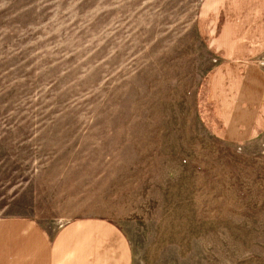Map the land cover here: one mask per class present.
Listing matches in <instances>:
<instances>
[{
    "label": "rangeland",
    "instance_id": "1",
    "mask_svg": "<svg viewBox=\"0 0 264 264\" xmlns=\"http://www.w3.org/2000/svg\"><path fill=\"white\" fill-rule=\"evenodd\" d=\"M215 1L0 0V215H105L132 264H264V133L211 126Z\"/></svg>",
    "mask_w": 264,
    "mask_h": 264
},
{
    "label": "crops",
    "instance_id": "2",
    "mask_svg": "<svg viewBox=\"0 0 264 264\" xmlns=\"http://www.w3.org/2000/svg\"><path fill=\"white\" fill-rule=\"evenodd\" d=\"M215 2V19L206 24L215 60L208 73L211 126L220 138L239 144L264 133V0ZM132 262L124 229L105 215L73 216L53 233L31 216L0 215V264Z\"/></svg>",
    "mask_w": 264,
    "mask_h": 264
}]
</instances>
